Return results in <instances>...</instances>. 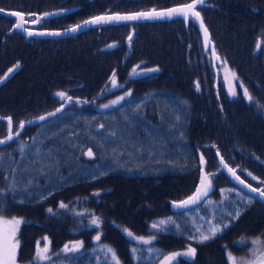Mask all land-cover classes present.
<instances>
[{"label": "trees", "instance_id": "obj_1", "mask_svg": "<svg viewBox=\"0 0 264 264\" xmlns=\"http://www.w3.org/2000/svg\"><path fill=\"white\" fill-rule=\"evenodd\" d=\"M184 1L189 0H0V7L61 10L45 18L51 27H64L100 12ZM200 11L221 59L231 58L264 100V57L255 48L264 35V0H206ZM16 20L0 13V75L17 64L0 82V116L10 115L17 127L71 98L58 113L25 125L0 145V216L23 217L22 263L157 264L191 244L193 256L173 264H225L229 250L238 252L243 232L264 236V202L235 183L218 158L220 152L250 182L255 183L250 172L264 180V115L243 94L229 98L218 85L194 19L135 22L131 51L122 41L115 55L106 46L119 45L121 36L104 29L127 32V23L96 25L33 46L12 30ZM203 57L211 64L206 78ZM197 63L198 81L192 69ZM114 69L129 74L130 91L101 108L94 98ZM7 130L0 117V136ZM203 168L212 181L209 194L194 206L174 208L196 190ZM76 201L69 210L62 206ZM43 235L52 254L37 262ZM71 239L83 243L64 249Z\"/></svg>", "mask_w": 264, "mask_h": 264}, {"label": "rangeland", "instance_id": "obj_2", "mask_svg": "<svg viewBox=\"0 0 264 264\" xmlns=\"http://www.w3.org/2000/svg\"><path fill=\"white\" fill-rule=\"evenodd\" d=\"M4 9H13V8H8V7H2ZM0 13L4 14V15H11L9 13H4L1 12ZM101 13H105V12H100L94 15H98ZM59 14V13H58ZM56 15V14H54ZM91 15V16H94ZM14 18L15 16L12 15ZM90 17V16H89ZM88 17H82L81 19L76 20L75 22L72 23H65V25H63L64 27H69L72 25H75L83 20H85ZM135 22H141V21H131V22H127V21H123V22H103V23H99L96 25H102V24H118V23H127L129 24L130 28L127 32H124L123 30H120L118 28L112 29L110 30L109 28H105L104 31L106 33L111 32L113 34L114 38H117V34L119 36H121V41L119 45H116L118 43V41H112L110 42L106 47H108V50H113L114 49V55L119 51V49H115L116 47H119L121 44H123L122 41H125L127 46L124 48V50H126V52H130L131 48H132V44L134 42V38H133V27H134V23ZM61 23H64V21H62ZM37 24V23H36ZM35 24V25H36ZM93 25L91 27L95 28ZM89 27V28H91ZM89 28L71 34V35H67V36H72V35H82L84 34ZM91 28V29H93ZM12 30L18 31V32H22L20 30H17L15 28H12ZM131 32V34H130ZM24 34V36H21L24 38L25 42H30L33 46L35 45H39L41 41H43L44 38H61V37H67V36H40V35H27L26 33L22 32ZM29 37H40L39 39L36 38H29ZM84 38V37H83ZM202 43V41H201ZM259 44V47H258ZM255 48L257 51H262L263 57H264V35H258L257 39H256V43H255ZM205 50V49H204ZM208 55L211 58V55L208 53ZM209 58L203 57L202 61H201V71H202V75L204 78L207 77V74L209 72V67L211 66V64L208 63ZM16 64V63H15ZM13 64L11 65L6 71H4L1 75H0V82L2 80H4V78L6 76H8V74H10L16 67V65ZM213 66V63H212ZM17 68V67H16ZM9 69H12V71L10 72ZM134 69H137V66H133V69L130 72V75L133 76L136 71ZM192 69L196 70L198 72V75L196 76V81H198L199 79V70H198V63L197 65H193L192 64ZM215 69V68H214ZM218 85L220 84L221 89H223L224 92H226L229 95V98L232 97H237L241 94H243L244 99L246 100V102L249 105H252L255 111H261L264 115V100L260 99L256 94H254L250 88L248 87V85L246 84V82L244 81V79L242 78V76L239 74L238 72V68L237 66L234 64V62L231 60V58H224L221 59V63L218 66ZM129 79V74H127L126 76H121V73L117 70L114 69L112 71V73L109 75L107 82L105 84L104 87H102L99 92L96 94L95 96V105H99L101 108H110L112 106H114L118 101L122 100L125 96V94H127L130 91V87L128 84H130L128 82ZM201 83H205V80H201ZM201 87V85H200ZM245 90H247L249 96L252 97L251 100H249L248 96H245ZM109 93V95L107 97H104V99L100 100L103 94ZM65 98V97H64ZM62 97L59 96V99H64ZM115 102V103H113ZM105 105H107V107H105ZM221 122H225V121H221ZM18 126V125H17ZM14 128H16V126H14ZM7 132V131H6ZM5 132V133H6ZM4 133V134H5ZM107 148L109 149V143L107 145ZM91 152V155H89V153ZM87 155L88 156H92L93 155V151L92 149H88L87 150ZM200 159L203 158V166L207 167V161H206V157L205 155H203V153L200 150ZM257 177V176H255ZM258 183L263 182L259 177L256 178ZM79 202H74V203H68L65 204L63 203L62 206L65 207V209L69 210V207H73L75 205H78ZM13 218L19 219L21 221V223L17 226L16 229V236L15 239L18 240V247L16 249V264H32V263H22V261L20 260L19 256H18V249H19V244H20V239H19V232H20V227L23 221V217L20 215H12V216H0V221L2 220H12ZM3 229V225L0 224V230ZM239 240L241 241V244L238 245V252H227V257H226V262L225 264H233V259H230L229 256L231 255L232 258H234V260L236 261V264H239V262L241 260L247 262V264H261L262 259H264V236L262 235V233L256 234V235H251V234H247L245 232H243L241 234V237L239 238ZM38 243V252L42 253L41 258H37V262H40V260L44 259L43 256H49L52 254L51 252V247H50V239L48 238L47 235H43L42 237H40L37 241ZM82 241L81 240H68L65 243V246L63 247L66 250H71V249H76L79 248L82 245ZM196 249V247L194 245L191 244H187L184 248L182 249H178L174 252H169L166 255H164L157 264H165V261H167V264H173V262H175L176 260L179 259L180 256H186V257H192L193 254L191 255H186L185 253H187L189 251V249ZM45 249H47V251H44ZM173 253H177L179 255H176L174 258L172 259H168L169 257L172 256Z\"/></svg>", "mask_w": 264, "mask_h": 264}, {"label": "water", "instance_id": "obj_3", "mask_svg": "<svg viewBox=\"0 0 264 264\" xmlns=\"http://www.w3.org/2000/svg\"><path fill=\"white\" fill-rule=\"evenodd\" d=\"M191 2H192V0H189V1L174 3V4H171V5H167V6H163V7H159V8H154L153 7V8H148V9H138V10H131V11L105 12V13H101V14H98V15L90 16V17L86 18L85 20H83V21H81V22H79V23H77L75 25H72V26L66 27V28H61V29H35V28H30V27H27L26 24H28V23L32 24V23H36V22L26 20L25 19L26 13H24L23 11L11 10V9L8 10V9H4L2 7H0V9H2L3 11H1V12H4V13H9L11 15H13L14 13H19L21 16H23V18H24L23 28H17L16 27L17 23L21 22L19 17L16 16V15H14V16L17 17V22H16V24H14L13 28H16L17 30L22 31V32L26 33L27 35H29L28 34L29 32H32L33 33L32 35H40V36H67V35H71V34L83 31V30H85V29H87V28H89V27H91L93 25L99 24V23H88V24L84 23L85 21H92L93 18H95V17L114 16L116 14L130 15V14L140 13V12H150L152 9H155L156 11L159 12V11H163V10L170 9V8L180 7L183 4L191 3ZM204 3H206V0H203L202 4H198L197 8H196V11H198L200 13V18L199 19L193 18L191 15H189L187 18H185L182 15H173L172 17L165 16V17H155V18H141V19H137V20H112V21H107V22L115 23V22H123V21H127V22H131V21H153V20L155 21V20H170V19H174V18H183L185 21H188V19L193 18L195 20L196 24H197V27H198L199 31H200L203 48L210 52L211 59L213 61V65H214L215 71L217 73L218 69L216 67V62H220L221 61V56H220L219 52L216 49L215 42H214V40L211 37V32H210L207 24L204 21L203 15L200 12V10L198 9L199 6L203 5ZM46 13L48 15H45ZM58 13H60V11H58V10L47 11V12H44V13H36V18L37 19L35 21H38V19L41 16H50V15H54V14H58ZM201 21L203 22V28L201 27ZM103 22L104 21H102L100 23H103ZM77 25H80V27L77 28L75 31H71V29L74 28ZM204 28L207 29V36L205 35ZM55 33H59V34L57 35ZM206 40L208 41L207 44H206ZM217 75L218 74H216V76ZM68 103H69V99L66 98L65 101L62 102L61 104H59L57 107H55V108H53V109H51V110H49V111H47V112H45L43 114H40V115H37V116H34V117H31V118L23 120L22 121V122H24L23 127H20V124H19V127L16 129V131H13L12 128H11V131L13 133V138L18 136V134L23 130L25 125L41 121V119H39V117H44V119H45V118H48V117L58 113L65 106H67ZM58 109H59V111H58ZM9 117L10 116H3L2 118L4 119V118H9ZM5 120H7V119H5ZM11 123H12V119H11ZM8 135H9V128H8V133L5 136L0 137V140H5V138ZM9 141L10 140H6L5 143H7ZM5 143H2L0 145H3ZM219 158H220V162H221L220 168H223L233 181H235L241 188H243L247 192L253 194L257 198H259L262 201H264V196H261L259 191H255V192L252 191V189H259L260 191H264V189L262 187H257L254 184H252L251 182L247 181L244 177H242L240 174H238L236 168H234L231 165H229L221 156H219ZM230 169H234L235 170V175L233 174L232 171H230ZM205 176H207L206 183L210 184V186L207 188L206 193L201 195L200 198L198 200H196L194 203L182 204L181 202L187 201L189 199V197H193L194 195H196L198 189H202V187H203L202 186V179ZM237 177H239V179H237ZM240 181H244V183L242 184ZM249 185L251 187H248ZM210 190H211V182H210L209 177H208L207 173L205 172V170L202 169L200 181H199V183L197 185L196 190L191 195L185 197L184 199L179 200L177 202H174L173 206H174V208H186V207L194 206V205L198 204L199 202H201L209 194Z\"/></svg>", "mask_w": 264, "mask_h": 264}, {"label": "snow or ice", "instance_id": "obj_4", "mask_svg": "<svg viewBox=\"0 0 264 264\" xmlns=\"http://www.w3.org/2000/svg\"><path fill=\"white\" fill-rule=\"evenodd\" d=\"M203 0H192L191 3H186L181 5L180 7H175V8H170V9H166L163 11H156L155 9H152L150 12H140V13H134V14H130V15H120V14H116L114 16H104V17H95L93 18L92 21H85V24L88 23H100L102 21L107 22V21H112V20H137V19H141V18H155V17H172L173 15H182L185 18H187L189 15H191L193 18L199 19L200 18V13L198 11H196L197 5L198 4H202ZM0 11H3L2 9H0ZM13 15H16L19 17L20 19V23H17L16 27L17 28H23V23H24V18L23 16H21L19 13H14ZM45 15H48L47 13ZM34 22H38V21H34ZM80 25L75 26L74 28L71 29V31H75L77 28H79ZM201 27L203 28V22L201 21ZM204 32L205 35L207 36V29L204 28ZM29 35H32V32L28 33ZM55 34H59V33H55ZM208 43V41L206 40V44ZM259 47V44H258ZM9 71L11 72L12 69H9ZM245 96H248L249 100L252 99L251 96H249L247 90H245ZM57 95H59L60 97L64 98L65 97V93L61 92V93H57ZM68 99H71L70 97H68ZM115 103V102H113ZM105 107H107V105H105ZM59 111V109H58ZM51 115V114H50ZM8 120V127H9V135L5 138V140H0V144L5 143L6 140H11L13 139V133L11 131L12 128V123H11V118H4ZM39 119H44V117H39ZM24 122L20 123V127H23ZM89 155H91V152L89 153ZM201 162H203V158H201ZM230 171L233 172V174L235 175V170L234 169H230ZM237 179H239V177H237ZM207 181V176H205L202 179V189H198L197 190V194L194 195L193 197H189V199L187 201H183L181 202L182 204H188V203H194L196 200H198L200 198L201 195L205 194L207 191V188L210 186V184L206 183ZM242 184L244 183V181H240ZM248 187H251L250 185ZM252 191H259L261 196H264V191H260L259 189H252ZM97 221H93V223H96ZM21 223V221L19 219L13 218L12 220H2L0 221V224L3 225V229L0 230V264H16V249L18 247V240L15 239L16 236V229L17 226ZM164 223H166V221H160L159 224H153V227H159L160 225H163ZM217 231V229H212L211 233L214 235L215 232ZM129 235H131V233H129ZM209 236H202L201 239L202 240H206L209 239ZM98 239V237H97ZM142 239V238H141ZM44 251H47V249H45ZM109 251H111L109 249ZM195 249H189V251L187 253H185L186 255H191L194 254ZM176 255H179L177 253H173L171 257H169L168 259H172L174 258ZM42 253L38 252L37 253V258H41ZM44 259H47L46 256H43ZM230 259H233V264H236V261L234 260V258L231 257V255L229 256ZM118 264V262H117ZM165 264H167V261H165ZM239 264H247V262L241 260L239 262ZM261 264H264V259H262Z\"/></svg>", "mask_w": 264, "mask_h": 264}, {"label": "flooded vegetation", "instance_id": "obj_5", "mask_svg": "<svg viewBox=\"0 0 264 264\" xmlns=\"http://www.w3.org/2000/svg\"><path fill=\"white\" fill-rule=\"evenodd\" d=\"M25 19L28 20V21H35L37 18L35 16H32V15H28L26 14L25 15ZM29 25V24H27ZM32 27H35V28H53L51 27L50 23L47 22L46 18H41L40 20H38V23L36 25H33V24H30ZM228 252H234V251H228Z\"/></svg>", "mask_w": 264, "mask_h": 264}]
</instances>
